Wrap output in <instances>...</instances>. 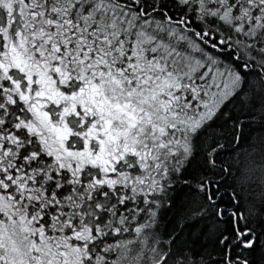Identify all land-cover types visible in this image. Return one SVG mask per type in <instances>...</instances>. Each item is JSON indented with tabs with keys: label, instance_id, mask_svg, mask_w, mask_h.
<instances>
[{
	"label": "snow or ice",
	"instance_id": "1",
	"mask_svg": "<svg viewBox=\"0 0 264 264\" xmlns=\"http://www.w3.org/2000/svg\"><path fill=\"white\" fill-rule=\"evenodd\" d=\"M0 264H264V0H0Z\"/></svg>",
	"mask_w": 264,
	"mask_h": 264
}]
</instances>
